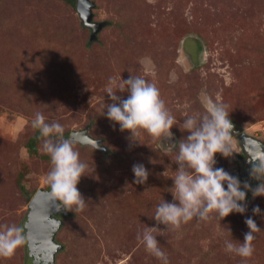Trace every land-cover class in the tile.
Masks as SVG:
<instances>
[{
	"label": "rangeland",
	"instance_id": "374dc122",
	"mask_svg": "<svg viewBox=\"0 0 264 264\" xmlns=\"http://www.w3.org/2000/svg\"><path fill=\"white\" fill-rule=\"evenodd\" d=\"M90 2L92 21L103 23L94 39L76 0H0V225L23 227L32 197L47 186L51 164L24 148L34 132L31 121L41 112L48 122L62 124L64 134L89 125V134L107 149L104 154L72 142L89 165L77 185L87 206L57 217L54 240L61 250L54 264H160L136 237L145 225L156 226L150 218L162 197L172 202L167 188L173 182L162 173L177 165L146 133L139 138L142 145L130 146L129 134L102 115L104 103H112L105 92L108 79H128L131 71L154 83L177 121L172 143L187 135L178 127L185 116L204 111L202 94L227 105L238 133L264 142V0ZM66 34L71 43L64 48ZM144 57L151 60L148 69L139 63ZM233 144V157L217 154L215 166L243 184L235 136ZM137 163L150 173L144 185L133 183ZM246 205L244 215L221 221L213 214L178 230L159 225L165 232L157 239L169 264H264V197L248 192ZM256 206L261 215H253ZM248 217L261 232L245 259L224 249L226 240L243 242ZM0 264H32L27 246Z\"/></svg>",
	"mask_w": 264,
	"mask_h": 264
},
{
	"label": "clouds",
	"instance_id": "9594fccd",
	"mask_svg": "<svg viewBox=\"0 0 264 264\" xmlns=\"http://www.w3.org/2000/svg\"><path fill=\"white\" fill-rule=\"evenodd\" d=\"M139 63L144 69L151 66V60L147 57ZM129 73L128 79L109 77L105 92L112 103H104L102 115L112 124L118 125L121 133L129 134L127 139L130 146L142 145L139 138L142 133H146L156 142L157 151L166 155L171 153L170 160L177 165L175 171L169 165L162 173L173 182L167 188L172 202L162 197L150 218L156 222V226L145 225L136 237L160 264H169L156 235L165 231H161L158 226L164 225L166 231L178 230L193 219L206 221L213 214L219 221L233 213L244 215L248 192L254 199L264 197V152L249 158V176L258 181V185L253 188L248 181L242 184L238 177L215 166L217 154L230 159L236 153L232 134L234 125L227 105L217 102L208 94H202L204 111L187 114L178 126L187 135L172 143V128L177 126V121L166 107L159 88L143 76L133 75L131 71ZM118 92L127 93L126 98L117 95ZM31 127L39 131L43 139L42 150L50 157L51 167L45 174V183L50 189L52 200L59 202L56 210L82 212L87 201L77 185L89 165L81 161L80 153L73 143L63 138L64 127L59 122H48L44 114L36 112ZM169 168L172 170L170 177L167 176ZM132 173L133 183L137 185L146 184L150 175L141 163L132 166ZM253 215H261L259 206L253 208ZM245 224L248 231L244 234L243 242L226 240L224 250L246 259L253 255L254 234L261 230L252 217H248ZM30 239L22 226L0 225V259H10Z\"/></svg>",
	"mask_w": 264,
	"mask_h": 264
},
{
	"label": "water",
	"instance_id": "95a60500",
	"mask_svg": "<svg viewBox=\"0 0 264 264\" xmlns=\"http://www.w3.org/2000/svg\"><path fill=\"white\" fill-rule=\"evenodd\" d=\"M92 7L93 4L90 0H76V10L82 20V24L84 27L91 30V39H94L95 35L102 28L103 23H94L92 21ZM89 129L90 126L87 125L85 128L71 131L68 140L80 143L84 146L90 145L102 151L104 154L107 153V149L100 144V141L89 134ZM238 132L239 131L236 130L235 134ZM237 137L249 152V156L264 152L263 141H259L245 133H241V135ZM58 203V201L54 202L52 200L50 190L45 191L43 189H39L29 203V211L23 228L26 234L31 237L26 246L32 264H41V262L42 264H45V262L54 264L55 254L60 249L54 237L61 223L53 219L51 215L59 212L66 213L63 209L59 212L56 210V205Z\"/></svg>",
	"mask_w": 264,
	"mask_h": 264
},
{
	"label": "trees",
	"instance_id": "16d2710c",
	"mask_svg": "<svg viewBox=\"0 0 264 264\" xmlns=\"http://www.w3.org/2000/svg\"><path fill=\"white\" fill-rule=\"evenodd\" d=\"M72 4H74V0H69ZM70 35L66 34V38L64 41V48L70 45ZM89 47V45H87ZM201 47V46H200ZM24 60V59H23ZM1 62V61H0ZM33 67H35V64H32ZM0 67H4L3 63L0 64ZM3 73V71H1ZM67 133L63 134L64 139H68ZM43 142V139L40 137L39 131L34 130V132L31 134L27 142L24 144V148L27 152V154L31 157L39 158V160L43 161L45 164L50 163V157L45 153H39V145ZM45 190H50L48 186H46ZM20 191L24 196H28V191L25 190V188L20 184ZM259 201L256 202V205ZM59 249L58 251H60ZM57 251V252H58Z\"/></svg>",
	"mask_w": 264,
	"mask_h": 264
},
{
	"label": "flooded vegetation",
	"instance_id": "af4514ba",
	"mask_svg": "<svg viewBox=\"0 0 264 264\" xmlns=\"http://www.w3.org/2000/svg\"><path fill=\"white\" fill-rule=\"evenodd\" d=\"M238 131V129L236 127H234L233 129V136L236 137L239 145H240V148H241V152H242V156L239 157V167H240V174L243 173V177H245V181H248V183L253 187V185L257 182L256 180H252L250 179V176H249V171H250V163H249V158H250V154L249 152L246 150V148L244 147L243 143L238 139L237 136L241 135V133H237L235 134V131ZM261 141V140H260ZM250 149V147H249ZM45 191H48V190H45ZM61 215H65V213H62V212H59L57 213V215H54L52 214L51 217L55 220H57V217L58 216H61ZM56 216V218H55ZM58 221V220H57ZM42 264V262H41ZM44 264V263H43ZM45 264H50L49 262H45Z\"/></svg>",
	"mask_w": 264,
	"mask_h": 264
}]
</instances>
